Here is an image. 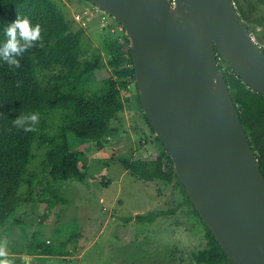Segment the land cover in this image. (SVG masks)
Masks as SVG:
<instances>
[{
  "label": "water",
  "instance_id": "obj_1",
  "mask_svg": "<svg viewBox=\"0 0 264 264\" xmlns=\"http://www.w3.org/2000/svg\"><path fill=\"white\" fill-rule=\"evenodd\" d=\"M86 1L124 29L143 114L228 260L264 264V179L218 64L264 97V54L232 0Z\"/></svg>",
  "mask_w": 264,
  "mask_h": 264
},
{
  "label": "rangeland",
  "instance_id": "obj_2",
  "mask_svg": "<svg viewBox=\"0 0 264 264\" xmlns=\"http://www.w3.org/2000/svg\"><path fill=\"white\" fill-rule=\"evenodd\" d=\"M64 16L71 33L77 35L79 61L100 55L101 66L116 56L121 67H130V41L115 26L104 25L100 11L86 0H49ZM258 3V0H248ZM262 8L264 5L258 3ZM86 13V15L84 14ZM76 16L80 20L75 19ZM113 28V32H112ZM250 34L264 49L261 28ZM127 38V42L125 41ZM112 51V52H111ZM226 68L225 63H221ZM113 71L112 68H108ZM59 66L41 73L44 85L76 82L64 79ZM116 79V77H115ZM91 91L98 87L94 76H84ZM118 80V79H117ZM118 98L122 109L105 120L101 143L111 148L113 160L94 151L95 143H77L66 133L71 149L90 159L82 182H53L49 177V144H61L66 122L58 114L38 118L37 137L26 181L21 189L25 203L0 229V261L7 264H196L195 256L205 249L201 226L180 207L181 192L171 176L168 181H145L130 166L163 152L155 140L135 96V80L124 79ZM164 153V152H163ZM170 159V157H169ZM171 160V159H170ZM172 162V161H171ZM163 170L174 171L165 158ZM144 217L139 219V217ZM41 245L66 256L42 255ZM36 255V256H33Z\"/></svg>",
  "mask_w": 264,
  "mask_h": 264
},
{
  "label": "trees",
  "instance_id": "obj_3",
  "mask_svg": "<svg viewBox=\"0 0 264 264\" xmlns=\"http://www.w3.org/2000/svg\"><path fill=\"white\" fill-rule=\"evenodd\" d=\"M232 2L248 34H257L256 28H261L260 35L264 38V8L258 4L264 5V0H258V3L248 0ZM17 17H28L33 24H39L41 39L34 42L33 47L21 57H17L19 67L0 61V229L25 203L21 197L22 186L31 184L26 181V175L32 144L37 137L38 121L35 124L29 122L22 128L15 125V118L31 114L38 115V118L50 114L62 116L66 122L63 142L54 146L50 143L47 153L49 177L53 182H82L90 159L83 152L71 149L66 133L77 143H95L96 153L105 154L113 160V150L101 143L105 120L122 109L118 94L120 88L127 85L124 79L131 77L135 80L130 49L127 50L130 63L127 69L121 67L118 57L111 56L113 53L108 56L107 66H101L100 55L79 61L81 51L77 35L70 32L64 16L49 0H0V43L6 39L4 29L7 24ZM125 41H128L127 38ZM258 48L264 54V49ZM221 63H224L222 59L218 61L219 69L224 75L264 179V97L244 84L227 64L224 69ZM57 66L62 73L66 71L64 79L71 78L76 82L56 85L48 82L44 85L40 79L41 73ZM91 75L98 86L94 92L89 83L82 80L84 76ZM134 85L135 96L141 106L136 83ZM144 119L154 134L145 116ZM155 140L162 146L164 153L138 162L130 166V170L145 181H168L173 176L175 186L182 194L179 206L190 207V214L202 227L206 241L205 249L195 256L196 264H232L193 207L174 171L170 174L163 170L165 158L171 165L172 162L159 138L155 136ZM36 247L42 255L66 256L64 252L54 253L41 245Z\"/></svg>",
  "mask_w": 264,
  "mask_h": 264
},
{
  "label": "clouds",
  "instance_id": "obj_4",
  "mask_svg": "<svg viewBox=\"0 0 264 264\" xmlns=\"http://www.w3.org/2000/svg\"><path fill=\"white\" fill-rule=\"evenodd\" d=\"M40 33V25L33 24L28 17H17L8 23L4 29L6 39L0 43V61L19 67L17 57H21L26 50L33 47L34 42L41 39ZM37 121L38 115L31 114L15 118L14 123L17 127L23 128L29 122L35 124ZM0 264H7V262L0 261Z\"/></svg>",
  "mask_w": 264,
  "mask_h": 264
},
{
  "label": "built area",
  "instance_id": "obj_5",
  "mask_svg": "<svg viewBox=\"0 0 264 264\" xmlns=\"http://www.w3.org/2000/svg\"><path fill=\"white\" fill-rule=\"evenodd\" d=\"M97 10H99L100 12H101V14H102V18H101V20L105 23V20L106 19H112L110 16H108L106 13H104L102 10H100V9H98L97 8ZM85 15H86V13H84ZM75 19L77 20V21H79L80 20V17L79 16H76L75 17ZM113 20V19H112ZM114 22H115V20H113ZM221 59H218V61H220Z\"/></svg>",
  "mask_w": 264,
  "mask_h": 264
},
{
  "label": "crops",
  "instance_id": "obj_6",
  "mask_svg": "<svg viewBox=\"0 0 264 264\" xmlns=\"http://www.w3.org/2000/svg\"><path fill=\"white\" fill-rule=\"evenodd\" d=\"M97 9V8H96ZM99 11V10H98ZM100 19L102 18V14H101V12H100ZM102 21V20H101ZM103 22V21H102ZM103 24L105 25H111L110 27H112V26H115L114 24H113V22H112V20H110V19H106L105 20V23L103 22ZM114 30H113V28H112V32H113ZM33 256H36V255H33Z\"/></svg>",
  "mask_w": 264,
  "mask_h": 264
}]
</instances>
